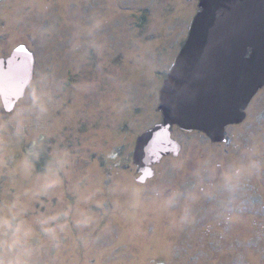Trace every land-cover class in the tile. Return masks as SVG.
<instances>
[{"label":"rangeland","instance_id":"obj_1","mask_svg":"<svg viewBox=\"0 0 264 264\" xmlns=\"http://www.w3.org/2000/svg\"><path fill=\"white\" fill-rule=\"evenodd\" d=\"M198 11L199 0H0V58L25 45L36 60L15 109L0 101V205L31 222L66 213L41 264H264V87L225 142L173 128L180 154L137 182L136 140L162 122L160 90ZM37 89L53 96L43 118Z\"/></svg>","mask_w":264,"mask_h":264},{"label":"water","instance_id":"obj_2","mask_svg":"<svg viewBox=\"0 0 264 264\" xmlns=\"http://www.w3.org/2000/svg\"><path fill=\"white\" fill-rule=\"evenodd\" d=\"M35 56L19 45L0 58V101L12 112L25 97ZM264 87V0H199L188 37L160 90L162 122L139 136L133 164L145 184L154 167L181 145L172 129L199 132L213 143L226 141V130L242 123Z\"/></svg>","mask_w":264,"mask_h":264},{"label":"clouds","instance_id":"obj_3","mask_svg":"<svg viewBox=\"0 0 264 264\" xmlns=\"http://www.w3.org/2000/svg\"><path fill=\"white\" fill-rule=\"evenodd\" d=\"M101 26V23L97 22L93 25V30H99ZM52 103V93L41 92L37 89L35 107L40 118L48 115ZM69 163L67 155L64 156L59 161L60 168ZM58 172L59 169L52 173L55 178L51 179L55 182L47 185L49 189L62 183ZM140 194L139 191L136 192L137 196ZM25 211L26 209L21 206L12 208L7 201L0 205V264H41L40 257L48 250L45 247L44 238L54 235L56 232L55 222L61 218V215L66 214L64 212L31 222L26 219ZM77 223L83 227H89L94 223V217L88 216Z\"/></svg>","mask_w":264,"mask_h":264},{"label":"flooded vegetation","instance_id":"obj_4","mask_svg":"<svg viewBox=\"0 0 264 264\" xmlns=\"http://www.w3.org/2000/svg\"><path fill=\"white\" fill-rule=\"evenodd\" d=\"M188 34H189V32H188ZM187 37H188V36H187ZM186 39H187V38H186ZM186 39L184 40V42H183V45H184V43H185ZM183 45H182V46H183ZM180 50H181V49H180ZM5 57H6V56H5ZM167 76H168V75H167ZM175 128H176V127H175ZM172 130H173V129H172Z\"/></svg>","mask_w":264,"mask_h":264}]
</instances>
